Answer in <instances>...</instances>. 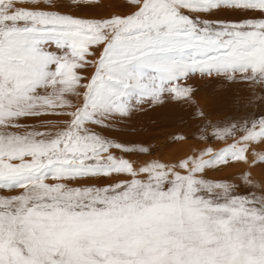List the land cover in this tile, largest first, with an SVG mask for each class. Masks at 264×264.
<instances>
[{
  "label": "snow or ice",
  "instance_id": "snow-or-ice-1",
  "mask_svg": "<svg viewBox=\"0 0 264 264\" xmlns=\"http://www.w3.org/2000/svg\"><path fill=\"white\" fill-rule=\"evenodd\" d=\"M31 2L0 0V188L22 190L0 197V264H264V199L197 177L229 158L247 162V144L208 148L181 161V174L160 162L134 167L110 152L121 144L90 127L161 103L165 92L186 96L191 90L175 82L191 73L264 80V18L200 19L222 8L264 13V0H133L134 13L105 20L61 13L60 0ZM100 44L95 73L82 85L74 70ZM79 87L82 106L66 113L65 126L41 130V118L65 114V94L79 96ZM245 129L241 140L264 142V118ZM113 174L131 179L64 182Z\"/></svg>",
  "mask_w": 264,
  "mask_h": 264
},
{
  "label": "rangeland",
  "instance_id": "rangeland-1",
  "mask_svg": "<svg viewBox=\"0 0 264 264\" xmlns=\"http://www.w3.org/2000/svg\"><path fill=\"white\" fill-rule=\"evenodd\" d=\"M15 3L21 8L34 6L31 0H15ZM60 4L62 6L58 11L61 13L94 20L127 16L138 9L133 0H60ZM243 18H264V13L259 10L237 13L222 8L211 16H200V19L227 21ZM103 47V44L91 45L92 54H86L85 66L74 70L82 77V85L88 83L94 75L96 62L103 52ZM49 50L62 54L54 45ZM235 76L234 80L229 81L223 72L213 73L211 76L200 72L191 73L175 82L178 87L191 90L186 96L177 98L175 94L165 92L161 103L145 102L130 117L111 121L109 127H90L112 143L121 144L122 148H112L110 152L117 158L129 160L134 167L160 162L181 174H186V170L179 167L181 161L189 157H199L208 148L215 154L234 142L238 146L247 144V162L229 158L227 163L206 167L203 172L197 173V177L211 183H227L232 186L233 195L260 201L264 199V162L253 164V160L264 155V142L243 141L240 137L245 134L246 122L264 118V80H243L241 73H236ZM77 91L79 96L75 93L65 94L71 105L62 110L65 114L41 118L47 122L41 130L55 132L65 126L64 122L71 119L66 113L82 106L85 89L79 87ZM23 122L39 126L37 120L29 119ZM231 124L237 125V130L232 135L226 138L217 136V128H225ZM141 148L148 151L142 152ZM144 176L145 174H140V178ZM130 179L128 174H113L109 177H85L64 182L71 187H103ZM47 182L56 181L50 177ZM21 191L0 188V197H11Z\"/></svg>",
  "mask_w": 264,
  "mask_h": 264
}]
</instances>
